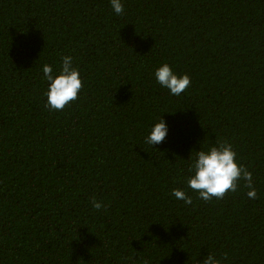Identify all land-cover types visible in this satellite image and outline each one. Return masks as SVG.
Segmentation results:
<instances>
[{
	"label": "trees",
	"instance_id": "1",
	"mask_svg": "<svg viewBox=\"0 0 264 264\" xmlns=\"http://www.w3.org/2000/svg\"><path fill=\"white\" fill-rule=\"evenodd\" d=\"M64 55L83 87L51 111L41 68ZM165 62L191 77L178 97L154 79ZM160 116L169 134L153 149L144 138ZM224 141L258 199L243 181L211 201L187 187L190 154ZM209 253L264 264V0H124L119 16L109 0H0V264Z\"/></svg>",
	"mask_w": 264,
	"mask_h": 264
},
{
	"label": "clouds",
	"instance_id": "2",
	"mask_svg": "<svg viewBox=\"0 0 264 264\" xmlns=\"http://www.w3.org/2000/svg\"><path fill=\"white\" fill-rule=\"evenodd\" d=\"M109 3L116 15L124 13V0H109ZM41 71L47 84L45 92L47 109L61 111L70 102L78 99L83 79L72 55L62 56L61 62L55 68L52 64H43ZM153 76L156 83L162 89L168 90L171 96H180L191 85V77L188 74L178 75L166 62L154 70ZM168 134L167 121L160 116L150 125L144 143L155 149L154 146L164 142ZM187 160H191L186 178L187 187L194 191L199 199L203 201L222 199L227 193L236 192L241 181L245 182L244 186L248 189L247 197L252 200L258 199L253 173L240 162L238 153L231 143L224 141L210 145L206 149L200 147L199 151H195L194 157L190 154ZM171 195L183 201L185 205L193 203L192 197L183 189H173ZM91 204L97 211L105 207L104 203L95 197L92 198ZM224 259L227 257H217L209 253L201 264H223Z\"/></svg>",
	"mask_w": 264,
	"mask_h": 264
}]
</instances>
